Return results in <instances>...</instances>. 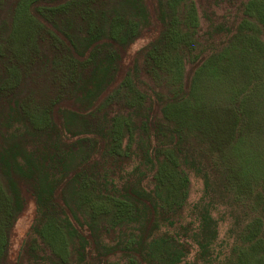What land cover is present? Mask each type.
I'll use <instances>...</instances> for the list:
<instances>
[{"label": "rangeland", "instance_id": "rangeland-1", "mask_svg": "<svg viewBox=\"0 0 264 264\" xmlns=\"http://www.w3.org/2000/svg\"><path fill=\"white\" fill-rule=\"evenodd\" d=\"M158 2L162 22L144 26L133 48H145L163 29L157 47L168 62L157 69L156 80L139 72L135 84L140 92L172 100L179 83H196L194 70H210L196 87L206 85L207 95L216 96L213 88L228 83L217 101L223 104L220 115H238L235 144L223 156L210 152L202 127L185 130L169 153L162 134L150 162L138 157L145 148L142 135L122 125L113 139L119 171L113 164L95 167L91 147L76 141L62 182L41 211L33 188L19 182L23 207L11 228V199L0 178V264H162L172 250L182 254V264H264V0H144L151 13ZM123 3L66 0L61 14L44 0H0V117L17 103L29 128L50 116L58 123L56 109L68 110L73 102L66 87L74 72L68 47L51 23L69 19L85 32L98 24L97 9L121 15L117 5ZM142 58L129 66L127 61L128 69L123 61L124 73ZM208 60L229 70L215 74ZM57 95L61 103L50 114L49 101ZM124 96L112 103V117L128 115L125 106L113 105ZM173 108L180 111L179 105ZM70 128L79 130V124ZM130 192L139 200L120 206V196Z\"/></svg>", "mask_w": 264, "mask_h": 264}, {"label": "trees", "instance_id": "trees-1", "mask_svg": "<svg viewBox=\"0 0 264 264\" xmlns=\"http://www.w3.org/2000/svg\"><path fill=\"white\" fill-rule=\"evenodd\" d=\"M44 1L51 4L52 11L61 14L64 12L66 0ZM122 1L124 3L121 6L117 5L121 15H116L114 10L110 14L108 10L97 9L95 13L99 18L98 24L85 32L80 31L69 19L51 23L53 32L68 47L69 62L74 72V78L67 85L68 90H65L66 97L73 101L68 110L56 109V105L61 103L59 95L48 104L50 114H53L51 108L56 109L58 123L50 116L40 126L34 127L38 129L29 128L18 116L17 103L6 107L5 117H0V178L11 199L7 214H11L13 220L9 223V228L23 207L19 182L29 184L33 188L36 209L41 211L46 200L51 201L62 182L66 159L73 158L74 152L69 151L71 143L88 144L97 157L94 159L95 167L98 165L102 168L107 165V168H111L113 164L114 169L121 171V161H115L112 155L120 156L113 154V139L114 133L122 125L142 135L141 142L145 144V148L138 151V157L150 162L158 154L157 148L154 147L162 134L171 144L169 153L171 150L175 151L184 139L185 130L202 127L204 143L209 141L210 152L223 156L236 142L240 125L238 115L235 111L220 115L223 104L217 101L218 94H226L228 83L224 84L225 88H222L223 85L220 89L213 88L216 96L207 95L209 89L206 85L196 87L198 79L201 81V77L206 76L204 70L207 69L202 70L199 67L197 73L194 70L196 83L193 82L190 87L187 82L179 83L171 96L172 100L167 98L163 101L162 96L155 98V93L139 91L138 85L135 84L136 80L140 81L139 72L156 80L157 69L164 62H168V59L163 57L165 54L160 53L157 47L166 36L163 29L155 30L160 33H156L157 36L147 46V43L144 44L145 48L138 47L134 50L138 44L135 41L139 40L144 26L157 28L158 20L162 22V6L158 2V7L151 13L144 0ZM122 16L126 17L125 23L122 22ZM131 18H136V21L132 23ZM139 56L143 57L141 65L134 64L124 73L123 61L126 69V62H129V66ZM201 64L203 63L192 65L197 67ZM209 66H213L215 74L222 75L225 69L229 70L228 65L224 68V63L220 64L215 60H208L207 67ZM164 71L170 76L169 71ZM120 74L123 76L121 79L118 78ZM1 75L0 67V79ZM119 95L124 96L122 101L113 105H116L115 109L120 106L127 108L128 115L122 119L110 114L111 105ZM176 105H179L180 111L173 108ZM75 121L79 124V130L70 128V124ZM74 138L75 142H71ZM125 162L127 163L126 160ZM162 166L161 169L166 168L165 164ZM175 174L178 177L180 172ZM59 177L61 178L58 181ZM184 181L186 182V179ZM133 199L134 194L131 192L122 194L120 206L124 207ZM121 210L119 211L123 212L124 208L121 207ZM181 257V253L172 250L167 253L162 264H182Z\"/></svg>", "mask_w": 264, "mask_h": 264}]
</instances>
